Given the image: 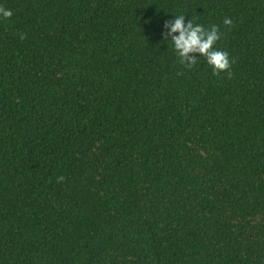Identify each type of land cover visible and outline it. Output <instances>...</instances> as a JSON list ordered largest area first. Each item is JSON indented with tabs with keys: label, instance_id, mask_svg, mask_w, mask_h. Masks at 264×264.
I'll use <instances>...</instances> for the list:
<instances>
[{
	"label": "trees",
	"instance_id": "obj_1",
	"mask_svg": "<svg viewBox=\"0 0 264 264\" xmlns=\"http://www.w3.org/2000/svg\"><path fill=\"white\" fill-rule=\"evenodd\" d=\"M0 6V264H264V0Z\"/></svg>",
	"mask_w": 264,
	"mask_h": 264
},
{
	"label": "clouds",
	"instance_id": "obj_2",
	"mask_svg": "<svg viewBox=\"0 0 264 264\" xmlns=\"http://www.w3.org/2000/svg\"><path fill=\"white\" fill-rule=\"evenodd\" d=\"M11 15V9L0 6V18L6 19ZM223 23L230 25L231 20L225 18ZM160 35L163 41L170 42L174 53L185 66H191L199 57H203L213 73L229 69V53L214 47L221 35L217 25L205 28L190 19L185 22L183 14L173 15L171 19L164 20ZM193 53L198 56L191 55ZM57 179L62 180L63 177Z\"/></svg>",
	"mask_w": 264,
	"mask_h": 264
}]
</instances>
